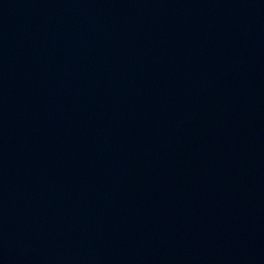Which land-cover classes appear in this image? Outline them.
<instances>
[{"label":"water","instance_id":"1","mask_svg":"<svg viewBox=\"0 0 264 264\" xmlns=\"http://www.w3.org/2000/svg\"><path fill=\"white\" fill-rule=\"evenodd\" d=\"M0 264H264V0H0Z\"/></svg>","mask_w":264,"mask_h":264}]
</instances>
